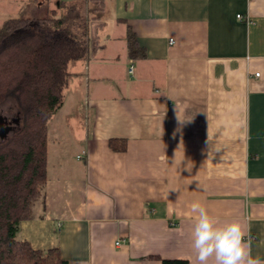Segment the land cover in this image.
<instances>
[{"label":"crops","instance_id":"obj_1","mask_svg":"<svg viewBox=\"0 0 264 264\" xmlns=\"http://www.w3.org/2000/svg\"><path fill=\"white\" fill-rule=\"evenodd\" d=\"M110 1L112 31L92 25L88 58L69 67L43 197L18 240L69 264H194L200 202L239 220L264 259V0ZM128 28L143 57L130 58Z\"/></svg>","mask_w":264,"mask_h":264},{"label":"trees","instance_id":"obj_2","mask_svg":"<svg viewBox=\"0 0 264 264\" xmlns=\"http://www.w3.org/2000/svg\"><path fill=\"white\" fill-rule=\"evenodd\" d=\"M89 1L96 8L86 17L77 1L60 0L55 9L37 6L29 16L9 18L0 26V109L12 102L20 114L18 130L0 144V264H69L58 247L34 249L17 236L21 223L33 218V206L43 197L49 127L63 107L69 67L88 58L91 26L104 22L106 0ZM126 43L130 58L145 55L129 28ZM110 145L126 149L125 141L111 139Z\"/></svg>","mask_w":264,"mask_h":264},{"label":"clouds","instance_id":"obj_3","mask_svg":"<svg viewBox=\"0 0 264 264\" xmlns=\"http://www.w3.org/2000/svg\"><path fill=\"white\" fill-rule=\"evenodd\" d=\"M188 215L193 220L194 264H264L252 255L251 239L239 220L221 223L200 202L192 203Z\"/></svg>","mask_w":264,"mask_h":264},{"label":"rangeland","instance_id":"obj_4","mask_svg":"<svg viewBox=\"0 0 264 264\" xmlns=\"http://www.w3.org/2000/svg\"><path fill=\"white\" fill-rule=\"evenodd\" d=\"M19 0H0V26L3 25V23L12 17H18V16H29L30 15V11L33 10L36 6L37 3L34 0H26L24 1V4L20 6H18L20 4V2H17ZM50 1V0H49ZM54 1V0H51ZM58 1L60 0H55ZM65 2H78L83 6V14L86 17V15H88L89 11L93 8H96V5L94 4V2H91L89 0H63ZM40 3H42V0L40 1ZM28 5V6H27ZM18 7V8H17ZM21 9V11H20ZM112 10V4L110 0H107V4H106V10L104 11V13L102 14L104 17V22L106 23V29L107 32H111L112 31V26L114 24H112V18L110 15V11ZM25 11V12H24ZM99 14V13H98ZM14 107V111L10 112V108ZM77 110V109H76ZM0 115L3 117H6L8 120L13 122V130L9 133L8 137L11 136L13 133H15L18 128H19V118H20V114L18 111V108L15 106L14 103L10 102L6 105H4L1 109H0ZM67 116V122L69 123V120H73L71 119V115L68 116V114L65 112L61 118L62 119H66ZM73 118H76V120H79V117L74 116ZM66 127V125L60 124L59 128H63ZM84 129V127H82L81 123L78 124H72L69 123V132H71L76 138L78 136H81V131L82 129ZM66 131L65 133L62 134V137H60L58 140L60 142H64L66 144ZM6 139H1L0 138V144L3 143Z\"/></svg>","mask_w":264,"mask_h":264},{"label":"built area","instance_id":"obj_5","mask_svg":"<svg viewBox=\"0 0 264 264\" xmlns=\"http://www.w3.org/2000/svg\"><path fill=\"white\" fill-rule=\"evenodd\" d=\"M238 18L241 19V20H245V21H246L247 23H249V24L251 23V20H250V17H249V16H245V17H243V16L239 15ZM170 42H171V44L174 43V41H173L172 39H171ZM127 69H128L127 72H128V74H129L131 77L135 75V64H134V61H133V60H130ZM256 76H259V74H256ZM117 245H120V243L118 242Z\"/></svg>","mask_w":264,"mask_h":264},{"label":"water","instance_id":"obj_6","mask_svg":"<svg viewBox=\"0 0 264 264\" xmlns=\"http://www.w3.org/2000/svg\"><path fill=\"white\" fill-rule=\"evenodd\" d=\"M13 130L12 126H5V118L0 115V138L7 139L9 133Z\"/></svg>","mask_w":264,"mask_h":264},{"label":"flooded vegetation","instance_id":"obj_7","mask_svg":"<svg viewBox=\"0 0 264 264\" xmlns=\"http://www.w3.org/2000/svg\"><path fill=\"white\" fill-rule=\"evenodd\" d=\"M4 118H5V126H9L10 125V126H12L14 128L13 122L8 120L6 117H4Z\"/></svg>","mask_w":264,"mask_h":264}]
</instances>
